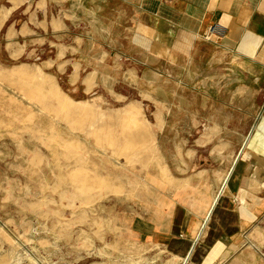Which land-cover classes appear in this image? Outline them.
I'll return each mask as SVG.
<instances>
[{"label":"rangeland","instance_id":"obj_1","mask_svg":"<svg viewBox=\"0 0 264 264\" xmlns=\"http://www.w3.org/2000/svg\"><path fill=\"white\" fill-rule=\"evenodd\" d=\"M21 2L0 31V264H182L152 246L156 232L141 220L164 226L180 198L203 208V222L208 190L220 191L233 158L223 163L220 149L199 145L217 143L226 127L239 148L235 132L248 137L255 108L245 103L236 118L234 76L203 50L191 69L188 59L152 65V86L127 79L143 58L123 1ZM15 5L0 0L2 10ZM70 59L82 61L81 78L98 62L92 95L68 84ZM245 246L264 261L263 230L249 231Z\"/></svg>","mask_w":264,"mask_h":264},{"label":"crops","instance_id":"obj_2","mask_svg":"<svg viewBox=\"0 0 264 264\" xmlns=\"http://www.w3.org/2000/svg\"><path fill=\"white\" fill-rule=\"evenodd\" d=\"M44 1L46 4L47 0ZM120 1L133 8V13L124 17L127 24H130L127 28L129 39L143 58L137 63L133 61V68L126 69L127 79L133 82L135 80L137 85L143 83L152 86L154 82L148 81L152 65H175L188 59L186 65L191 69L203 50L209 53L211 63L221 66L220 71L230 72L228 75L234 76L228 85L234 87L230 101L237 105L236 118L245 116L242 110L245 103H251L255 108V112L251 114L255 127H252L253 132L245 146L247 138L244 139L242 133L237 131L235 133L239 134L241 140L239 148L227 143L226 127L219 128L220 141L215 144L204 141L199 145L210 152L220 149L218 157L223 163L233 158L219 190L224 189L206 225L203 238L198 240L220 192L216 191L215 186L208 190L209 197L205 205L207 211L203 222L199 214L203 204L200 212H194L183 206L184 202L181 203L180 198L172 202L170 215L167 216L169 225L164 216V226L160 225L154 215L141 220L156 232L150 239L153 241L152 246L170 256L172 261L182 264L190 253L187 264H229L231 260L240 264H264L256 249L245 246L249 231H264V0ZM13 2L16 5L11 8V12L0 9V31L4 29L12 13L25 4L21 0ZM43 13L47 27L48 13L46 10ZM50 20L52 32H60L62 35L65 27L61 21L58 22L53 16ZM213 24L222 25L226 34L223 38L213 37L207 42L204 35ZM7 32L12 37L14 29ZM67 68H71V75L68 76L71 87H80L82 93L88 96L95 92L98 83H93L95 75L97 78L101 75L98 62L92 68V73L82 78L81 60L70 59ZM143 71L144 75L140 79L139 74ZM93 74L94 78L91 77ZM210 128L204 130L205 139ZM156 144L159 148L162 147L160 143ZM233 166L235 167L229 177ZM182 198L185 200V197ZM179 235L182 239H179ZM193 246L194 250L191 252Z\"/></svg>","mask_w":264,"mask_h":264},{"label":"built area","instance_id":"obj_3","mask_svg":"<svg viewBox=\"0 0 264 264\" xmlns=\"http://www.w3.org/2000/svg\"><path fill=\"white\" fill-rule=\"evenodd\" d=\"M225 34L226 29L222 25L213 24L207 29L204 37L206 40H210L212 37L223 38Z\"/></svg>","mask_w":264,"mask_h":264},{"label":"water","instance_id":"obj_4","mask_svg":"<svg viewBox=\"0 0 264 264\" xmlns=\"http://www.w3.org/2000/svg\"><path fill=\"white\" fill-rule=\"evenodd\" d=\"M254 127H255V126H254ZM254 127H253V128H254ZM253 128H252L251 132L249 133V135H248V137H247V139H246V141H245V143H244V146L248 143V141H249V139H250V136H251V134H252V132H253ZM239 156H240V155H239ZM239 156L237 157L236 161L239 159ZM235 163H236V162H235ZM234 167H235V166L232 167V169H231V171H230V174H229V177H230L231 173L233 172ZM229 177L227 178V180H226V182H225V185L227 184ZM223 189H224V188H223ZM223 189H221V191L219 192V195L217 196V199H216L215 203L213 204V207H212L211 211L209 212V214H208V216H207V219H206L205 222H204L203 229H204V227L207 225V223H208V221H209V219H210V217H211V214H212V212H213V210H214V207L216 206V204H217V202H218V200H219V198H220V196H221V194H222ZM200 235H201V234H200ZM200 235H199V236H200ZM199 236H198V237H199ZM193 250H194V246H193L191 252H192ZM190 255H191V253H190V254L187 256V258L185 259L184 264H187Z\"/></svg>","mask_w":264,"mask_h":264}]
</instances>
